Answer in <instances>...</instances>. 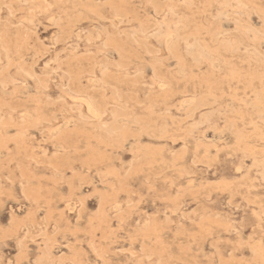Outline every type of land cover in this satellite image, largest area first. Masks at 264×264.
I'll return each mask as SVG.
<instances>
[{
    "label": "rangeland",
    "instance_id": "1",
    "mask_svg": "<svg viewBox=\"0 0 264 264\" xmlns=\"http://www.w3.org/2000/svg\"><path fill=\"white\" fill-rule=\"evenodd\" d=\"M263 93L264 0H0V264H264Z\"/></svg>",
    "mask_w": 264,
    "mask_h": 264
},
{
    "label": "bare ground",
    "instance_id": "2",
    "mask_svg": "<svg viewBox=\"0 0 264 264\" xmlns=\"http://www.w3.org/2000/svg\"><path fill=\"white\" fill-rule=\"evenodd\" d=\"M184 42V41H183ZM172 46V45H171ZM171 50V49H170ZM169 51V50H168ZM251 60V59H250ZM21 62V61H20ZM220 62V61H219ZM242 63V62H241ZM253 63V62H252ZM250 66V65H249ZM105 71V70H104ZM157 85V84H156ZM228 88V87H227ZM163 90V89H162ZM209 93V92H208ZM264 94V93H263ZM264 99V98H263ZM87 102V101H86ZM185 104V103H184ZM183 104V105H184ZM241 104H242V102H241ZM88 108V107H87ZM152 113V112H151ZM242 116V115H241ZM84 118V117H83ZM117 122V121H116ZM90 127V126H89ZM51 133V132H50ZM241 137V136H240ZM98 143V142H97ZM102 144H104V143H102ZM89 148H91V147H89ZM124 150V149H123ZM255 151V150H254ZM79 152V151H78ZM159 154V153H158ZM155 164V163H154ZM113 173V172H112ZM111 186V185H110ZM67 212H68V210H67ZM173 214V213H172ZM259 246V245H258ZM264 250V249H263ZM255 252V251H254ZM262 254V253H261ZM263 256V255H262ZM263 260V259H262ZM260 261V260H259Z\"/></svg>",
    "mask_w": 264,
    "mask_h": 264
}]
</instances>
